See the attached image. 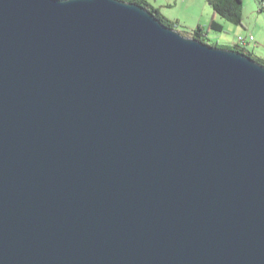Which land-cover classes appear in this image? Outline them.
<instances>
[{"label": "water", "instance_id": "water-1", "mask_svg": "<svg viewBox=\"0 0 264 264\" xmlns=\"http://www.w3.org/2000/svg\"><path fill=\"white\" fill-rule=\"evenodd\" d=\"M0 264H264V64L125 0H0Z\"/></svg>", "mask_w": 264, "mask_h": 264}, {"label": "rangeland", "instance_id": "rangeland-1", "mask_svg": "<svg viewBox=\"0 0 264 264\" xmlns=\"http://www.w3.org/2000/svg\"><path fill=\"white\" fill-rule=\"evenodd\" d=\"M206 2V0H204ZM207 3V2H206ZM208 4V3H207ZM209 5V4H208ZM184 12V9L182 13ZM204 15V14H202ZM219 21L223 28L215 30L212 34H220L209 42L214 43L215 38L220 46L228 45L232 46L236 42L238 35L248 36L253 35V39L246 43V46L254 51L256 55L263 57L264 59V0H242L241 6V23L235 25L234 23L226 21L220 15ZM176 30L182 34H186L181 25L175 26ZM214 40V41H213Z\"/></svg>", "mask_w": 264, "mask_h": 264}, {"label": "trees", "instance_id": "trees-1", "mask_svg": "<svg viewBox=\"0 0 264 264\" xmlns=\"http://www.w3.org/2000/svg\"><path fill=\"white\" fill-rule=\"evenodd\" d=\"M125 1H133V3H137V4L144 6L145 8H148L149 11L154 13V15L157 16L158 19H160L162 23L167 26L174 27V28L175 26H177L176 22L169 20L168 18L163 16L162 13H160L156 7L150 5L148 0H125ZM206 2L209 4V6L212 8V10L215 13L220 15L226 21L234 23L235 25L241 23L242 21L241 19L242 0H206ZM211 29L221 31L222 27L217 21H215V19H212L210 20L207 27L196 26L190 32L185 31L186 33L185 35L191 36L192 38L203 41L206 44L212 45L211 43H209V40L206 37L208 30H211ZM246 43L242 44V43L235 42L233 43L232 46L221 45V47L231 48V49H234V51L245 53L249 55L251 58H253L254 60L264 64L263 57L256 55L251 49H249L246 46Z\"/></svg>", "mask_w": 264, "mask_h": 264}, {"label": "crops", "instance_id": "crops-1", "mask_svg": "<svg viewBox=\"0 0 264 264\" xmlns=\"http://www.w3.org/2000/svg\"><path fill=\"white\" fill-rule=\"evenodd\" d=\"M148 2L156 7L163 16L176 22V25H181L187 32L192 31L196 26L207 27L212 19H215L223 28L219 17L204 0H148ZM213 31L215 30H208L206 34L208 40L220 35L219 33L212 34ZM209 43L219 44L217 38L214 43Z\"/></svg>", "mask_w": 264, "mask_h": 264}, {"label": "built area", "instance_id": "built-area-1", "mask_svg": "<svg viewBox=\"0 0 264 264\" xmlns=\"http://www.w3.org/2000/svg\"><path fill=\"white\" fill-rule=\"evenodd\" d=\"M252 36L253 35H248V36L238 35L236 42L244 44L247 41L252 40L253 39Z\"/></svg>", "mask_w": 264, "mask_h": 264}]
</instances>
